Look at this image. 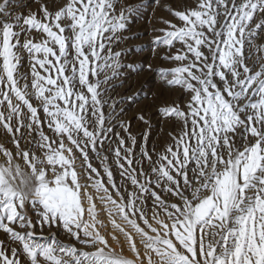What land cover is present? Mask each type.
<instances>
[{
	"label": "snow or ice",
	"instance_id": "1",
	"mask_svg": "<svg viewBox=\"0 0 264 264\" xmlns=\"http://www.w3.org/2000/svg\"><path fill=\"white\" fill-rule=\"evenodd\" d=\"M37 2L0 0V264H264V0H191L158 30L146 71L185 100L158 108L162 151L107 87L145 5Z\"/></svg>",
	"mask_w": 264,
	"mask_h": 264
},
{
	"label": "bare ground",
	"instance_id": "2",
	"mask_svg": "<svg viewBox=\"0 0 264 264\" xmlns=\"http://www.w3.org/2000/svg\"><path fill=\"white\" fill-rule=\"evenodd\" d=\"M16 2L17 0H13V3ZM127 2L133 6L134 4H144L145 7L141 11H146L156 0H138L135 3L133 0H127ZM59 3L60 0H49V7L55 8ZM24 4L27 5V7L23 8L24 14L38 12L35 11L38 5L37 0H24ZM118 9L117 11L121 10L119 6ZM17 14H20V11ZM139 14L133 16L129 21V29L124 33L126 39L122 40L119 45H113L114 51L126 53V55L121 57L120 61L125 67L121 69L123 75L107 87L113 103L123 101L116 109V112L120 114L119 119L116 121L117 125L124 124V122L126 124L130 123L131 128H136L138 133L143 135L145 132H149V128L136 118L139 115L143 114L150 121V134L160 132L165 123L158 112V108L163 105L155 103L150 98L153 91L165 89L166 87L162 84L156 72L149 73L146 69L149 65L162 66L152 51V41L159 35L158 30L166 26L165 22L167 20L161 19L158 21L160 24H156V26L153 24H150L151 26H142L139 21ZM154 33H156L155 36H153ZM39 36L40 34H36L33 37V41ZM140 46H143V48L141 49ZM127 65L136 66L138 69L142 66L145 70L130 71L126 67ZM25 68H27V62L25 63ZM175 95L178 96L177 101L180 100L179 104L183 105L185 103L184 98L179 93ZM169 125L172 126L171 123ZM118 129L119 127L115 131H118Z\"/></svg>",
	"mask_w": 264,
	"mask_h": 264
},
{
	"label": "rangeland",
	"instance_id": "3",
	"mask_svg": "<svg viewBox=\"0 0 264 264\" xmlns=\"http://www.w3.org/2000/svg\"><path fill=\"white\" fill-rule=\"evenodd\" d=\"M134 3L137 2L138 0H133ZM191 4V0H156L155 3H152L148 10L146 11H141V13L139 14L140 18V25L142 26H149L150 24H153L154 26H156V24H160L161 19L164 20H171L173 23H177V21L175 20L174 17L171 16V12L173 11H183L185 10V8L189 7ZM135 6V4H134ZM118 9V8H117ZM119 10V9H118ZM35 11H38V5L35 8ZM119 12V11H118ZM158 22V23H157ZM151 26V25H150ZM153 27V26H152ZM156 33L153 34V36H155ZM43 39V37L40 35L37 39H35L33 42H41V40ZM177 92H173L170 91L168 89H159V90H155L152 92L151 94V98L152 101H154L155 103L159 104V105H168V106H172L173 103H179L180 100L177 101V97L175 94ZM124 124H126L124 122ZM172 124V123H171ZM122 130L119 128L117 132H121ZM131 133L137 137L138 141L143 142L142 141V136L140 135V133H138L136 128H131L130 129ZM179 131V129L177 127H175L173 124L172 126L169 125V123H164L163 128L160 132H157L155 134H150L149 137V141H148V146L149 149H153L155 148L157 151H162L170 142L171 136L172 135H176L177 132ZM8 147L10 148L11 145H8ZM111 159V157H110ZM92 163L94 167H97L98 170H101V165H100V161L95 159V157L92 158ZM80 166V162H77V167L79 169ZM113 168V172L114 175L117 179V182H119V175L117 170L115 169L114 164L112 165ZM97 204V212L99 213L98 218L104 222L107 223L108 222V217H107V213L103 211V206L100 205L99 201H96ZM111 226L109 225V228ZM104 234V232H102V235ZM58 238L61 240H64V234L61 231L60 233H58ZM109 238V241L111 243L110 240V235L107 237ZM121 240L123 239L122 237L120 238ZM125 254L128 258H131L130 253L127 252V249H125Z\"/></svg>",
	"mask_w": 264,
	"mask_h": 264
}]
</instances>
